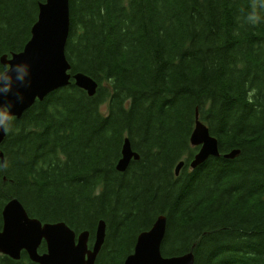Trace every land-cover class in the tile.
<instances>
[{
  "label": "trees",
  "instance_id": "obj_1",
  "mask_svg": "<svg viewBox=\"0 0 264 264\" xmlns=\"http://www.w3.org/2000/svg\"><path fill=\"white\" fill-rule=\"evenodd\" d=\"M41 2L0 0V59L23 49ZM250 4L69 0L70 73L97 90L89 97L72 81L6 131L0 229L13 198L42 223L88 231L90 242L103 220L96 264H123L119 251L131 253L164 215V257L192 250L194 264H264V19L243 23ZM196 111L221 155L240 151L235 159L189 168ZM125 138L139 159L119 173ZM0 264L34 263L22 252Z\"/></svg>",
  "mask_w": 264,
  "mask_h": 264
},
{
  "label": "water",
  "instance_id": "obj_2",
  "mask_svg": "<svg viewBox=\"0 0 264 264\" xmlns=\"http://www.w3.org/2000/svg\"><path fill=\"white\" fill-rule=\"evenodd\" d=\"M70 32L69 0H44L38 5L36 22L31 27L30 39L18 53L10 56L3 55V62L13 64L27 61L30 65L32 86L25 88L14 79L12 93L8 99L15 103L16 94L25 97L23 104H16L13 113L16 119L31 108L35 102H41L53 91L68 87L71 80L74 85L85 91L89 97L95 95L97 83L91 77L83 74H71V65L66 58V44ZM6 132L0 130V145ZM190 145L198 147L197 152L189 163V168L195 170L209 158L235 159L240 151L234 149L221 155L218 140L211 136L207 126L199 120L198 111L195 113L194 129L190 135ZM139 159L138 153L132 150L130 141L125 138L121 148V157L117 161L116 171L124 173L132 160ZM1 164L4 162L0 151ZM184 161H180L175 168L178 176ZM2 229L0 230V254L18 261L21 253L25 252L35 264H94L105 240L106 224L99 220L94 232L92 249H88L90 233L82 231L78 235L63 222L42 223L32 218L26 212L21 202L13 198L2 210ZM166 232V217L160 215L152 227L138 234L131 254L123 264H194L192 250L180 256L164 257L161 245ZM45 242L46 251L38 253V249Z\"/></svg>",
  "mask_w": 264,
  "mask_h": 264
},
{
  "label": "clouds",
  "instance_id": "obj_3",
  "mask_svg": "<svg viewBox=\"0 0 264 264\" xmlns=\"http://www.w3.org/2000/svg\"><path fill=\"white\" fill-rule=\"evenodd\" d=\"M264 19V0H251L250 11L243 17V23L247 25H257ZM31 65L27 61H21L13 64L12 62L0 63V130L3 132L12 130L16 121L13 108L16 104H23L25 97L22 93L16 94L15 103L8 99L12 93L13 76L11 72L15 71L14 79L19 81L25 88L32 86L30 79Z\"/></svg>",
  "mask_w": 264,
  "mask_h": 264
},
{
  "label": "flooded vegetation",
  "instance_id": "obj_4",
  "mask_svg": "<svg viewBox=\"0 0 264 264\" xmlns=\"http://www.w3.org/2000/svg\"><path fill=\"white\" fill-rule=\"evenodd\" d=\"M2 224H3V221H2ZM2 229V228H1ZM0 229V230H1ZM79 233H76V235H78ZM90 237V236H89ZM93 238H94V236H93ZM90 239V238H89ZM93 242H94V240L92 239V241L90 242V240H88V249H92V247H93ZM46 245L45 244V242L44 241H42V243H41V245ZM40 245V246H41ZM133 248H134V246H133ZM45 251H46V246H45ZM44 251V252H45ZM133 251V250H132ZM44 252H42V253H44ZM25 253V252H24ZM39 253V252H38ZM42 253H40V254H42ZM132 253V252H131ZM130 253V254H131ZM22 254V253H21ZM26 254V253H25ZM99 254V253H98ZM27 255V254H26ZM0 256H3V257H7L6 255H2V254H0ZM28 257V256H27ZM9 258V257H8ZM20 258H21V256H20ZM10 259V258H9ZM29 259V258H28ZM97 260H98V255H97V257H96V260H95V263L94 264H96L97 263ZM35 264V263H34Z\"/></svg>",
  "mask_w": 264,
  "mask_h": 264
},
{
  "label": "rangeland",
  "instance_id": "obj_5",
  "mask_svg": "<svg viewBox=\"0 0 264 264\" xmlns=\"http://www.w3.org/2000/svg\"><path fill=\"white\" fill-rule=\"evenodd\" d=\"M126 251H127V249H126ZM126 251H123V250H121V251H119L120 253L118 254V257L116 258V260L118 261V259H121V258H123L124 259V257L126 256H128L130 253H128V254H126ZM121 255V256H120ZM121 257V258H120ZM125 257V258H126ZM110 261V260H109ZM110 263H111V261H110ZM117 264V263H116Z\"/></svg>",
  "mask_w": 264,
  "mask_h": 264
},
{
  "label": "bare ground",
  "instance_id": "obj_6",
  "mask_svg": "<svg viewBox=\"0 0 264 264\" xmlns=\"http://www.w3.org/2000/svg\"><path fill=\"white\" fill-rule=\"evenodd\" d=\"M36 22V21H35ZM33 26V25H32ZM73 75V74H72ZM73 80H71V82H72ZM74 82V81H73ZM57 91V90H56ZM53 92H55V91H53ZM45 99V98H44ZM176 168V167H175ZM27 212V211H26ZM95 232V231H94ZM94 236V235H93ZM12 260V259H11ZM14 261H16V260H14Z\"/></svg>",
  "mask_w": 264,
  "mask_h": 264
}]
</instances>
